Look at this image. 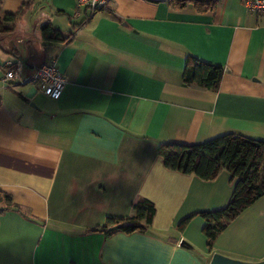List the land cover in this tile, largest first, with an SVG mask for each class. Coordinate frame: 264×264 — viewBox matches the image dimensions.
Masks as SVG:
<instances>
[{
	"label": "crops",
	"instance_id": "1",
	"mask_svg": "<svg viewBox=\"0 0 264 264\" xmlns=\"http://www.w3.org/2000/svg\"><path fill=\"white\" fill-rule=\"evenodd\" d=\"M23 2L0 0V15ZM45 22L72 40L41 41ZM6 26L0 68L13 65L20 78L0 83V191L29 217L0 208V264H209L215 253L264 260V194L209 252L197 213L229 203V172L205 181L166 169L158 155L163 143L230 132L264 140V15L244 0H219L211 13L166 0H111L96 12L76 0H34ZM187 54L225 68L217 92L183 85ZM51 60L65 79L58 100L32 82ZM142 199L156 209L146 232H87L131 217Z\"/></svg>",
	"mask_w": 264,
	"mask_h": 264
},
{
	"label": "trees",
	"instance_id": "2",
	"mask_svg": "<svg viewBox=\"0 0 264 264\" xmlns=\"http://www.w3.org/2000/svg\"><path fill=\"white\" fill-rule=\"evenodd\" d=\"M145 1L157 3L161 0ZM166 1L172 9L182 10L188 5H192L198 13L214 12L219 2V0ZM33 4L34 0H24L16 12H6L2 16L0 15V34L10 33L12 28L7 27L6 24H15ZM83 9L90 11L88 8ZM56 13L60 14V12ZM72 25L73 28L77 26L74 23ZM37 33L41 41L59 44L70 42L73 35L70 33L68 36H63L60 31L53 28L50 22L41 24ZM9 67L15 68L13 65H9ZM224 73V67L207 63L192 54H187L182 83L185 86L195 85L217 92ZM158 155L162 157L166 169L185 175H195L205 181L214 180L223 169L229 172L231 182L234 183L229 203L221 209L197 213L205 222L202 231L207 239L209 252L213 251L214 241L220 233L264 194V177L261 176L262 168H264V140L230 132L199 144L163 143L158 148ZM0 208L2 211L14 209L28 216L21 206L12 202L9 194L2 191H0ZM133 209L134 214L131 217L125 219L107 218L103 225L87 230V232H101L106 237H110L115 233V231H110V228L119 224L123 225L118 230L120 232L127 234L146 232L151 226L156 212L154 204L149 200L142 199L133 206ZM194 215L179 222L178 232L184 231Z\"/></svg>",
	"mask_w": 264,
	"mask_h": 264
},
{
	"label": "built area",
	"instance_id": "3",
	"mask_svg": "<svg viewBox=\"0 0 264 264\" xmlns=\"http://www.w3.org/2000/svg\"><path fill=\"white\" fill-rule=\"evenodd\" d=\"M80 8H88L94 12L98 9L109 7L111 0H76ZM248 10L257 15H264V0H244ZM10 64L0 68V83L2 85L12 84L20 78L19 69L9 67ZM32 82L39 86L42 93L58 100L65 87V79L62 71L55 60L40 65L32 76Z\"/></svg>",
	"mask_w": 264,
	"mask_h": 264
},
{
	"label": "water",
	"instance_id": "4",
	"mask_svg": "<svg viewBox=\"0 0 264 264\" xmlns=\"http://www.w3.org/2000/svg\"><path fill=\"white\" fill-rule=\"evenodd\" d=\"M122 226H123L122 224L113 226L112 228H110V231H118L122 228ZM209 264H264V260L259 262H245L238 259L227 257L222 254L215 253L212 255Z\"/></svg>",
	"mask_w": 264,
	"mask_h": 264
}]
</instances>
